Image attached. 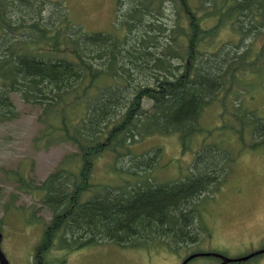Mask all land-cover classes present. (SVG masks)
Here are the masks:
<instances>
[{
  "label": "trees",
  "instance_id": "trees-1",
  "mask_svg": "<svg viewBox=\"0 0 264 264\" xmlns=\"http://www.w3.org/2000/svg\"><path fill=\"white\" fill-rule=\"evenodd\" d=\"M116 16L114 32L88 33L72 23L64 0H0V124L17 117L15 94L40 109L35 149L75 150L40 183L12 173L16 189L38 194L50 212L35 264H50V251L103 243L198 244V204L221 189L235 161L225 136H248L244 147H264V117L241 103L247 75L258 85L264 77V0H117ZM210 20L214 26L203 25ZM223 24L238 36L235 43L219 44ZM231 87L220 124L204 128L206 108ZM172 134L193 158L187 175L158 183L150 172L160 148L135 154L130 147ZM105 153L109 169L129 173L132 182H93Z\"/></svg>",
  "mask_w": 264,
  "mask_h": 264
},
{
  "label": "rangeland",
  "instance_id": "rangeland-1",
  "mask_svg": "<svg viewBox=\"0 0 264 264\" xmlns=\"http://www.w3.org/2000/svg\"><path fill=\"white\" fill-rule=\"evenodd\" d=\"M64 1L72 23L81 26L85 32L111 33L116 30L117 0ZM189 1L196 5V0ZM213 23L210 20L203 25L209 28L215 25ZM217 38L219 44L238 40L230 26L224 24ZM261 44L262 40L257 41L254 49L257 50ZM261 81L258 85L251 74L247 75L245 82L249 92L242 95L241 103L246 109L264 117V77ZM234 91L235 88L231 87L229 92H222L220 99L206 108L201 120L204 128L211 129L220 124L225 116L222 101L227 102L228 108ZM11 99L17 117L0 124V219L3 235L0 248L8 264H35V249L42 237L44 224L50 219V212L37 202L40 198L38 194H26L16 189L12 173H23L35 183H40L66 154L75 150L68 144L47 150L35 149L33 138L39 129L37 118L40 109L23 103L15 94L11 95ZM244 137L243 141L250 143L249 137ZM243 141L230 133L225 136V146L234 155L235 161L221 189L198 204V227L203 230L198 244L178 249L166 245L130 249L103 243L69 253L50 251L48 261L57 264L65 258L64 264H181L192 253H216L228 259H238L264 249V147L251 149L244 147ZM155 147L160 148V160L150 172L154 181L170 182L188 174L193 151L181 153L177 134L144 137L130 148L133 153L142 154ZM111 162L109 153L103 154L95 162L92 171L94 183L117 185L121 181L132 182L129 173L118 175L111 171ZM35 217L40 221H35ZM188 264H219V260L200 256ZM229 264H264V254Z\"/></svg>",
  "mask_w": 264,
  "mask_h": 264
},
{
  "label": "water",
  "instance_id": "water-1",
  "mask_svg": "<svg viewBox=\"0 0 264 264\" xmlns=\"http://www.w3.org/2000/svg\"><path fill=\"white\" fill-rule=\"evenodd\" d=\"M2 243V234L0 233V246ZM264 254V249L253 252L247 256H244L242 258H238V259H228L220 254H216V253H199V254H192L189 257H187L181 264H187L190 260H192L195 257H215L221 260L220 264H229V263H235V262H242V261H247L251 258H254L258 255ZM0 264H8V261L6 260V257L4 256L3 252L1 251L0 248Z\"/></svg>",
  "mask_w": 264,
  "mask_h": 264
},
{
  "label": "flooded vegetation",
  "instance_id": "flooded-vegetation-1",
  "mask_svg": "<svg viewBox=\"0 0 264 264\" xmlns=\"http://www.w3.org/2000/svg\"><path fill=\"white\" fill-rule=\"evenodd\" d=\"M262 250V249H261ZM262 255V254H261ZM259 256V255H258ZM219 263H221V260L219 259Z\"/></svg>",
  "mask_w": 264,
  "mask_h": 264
}]
</instances>
